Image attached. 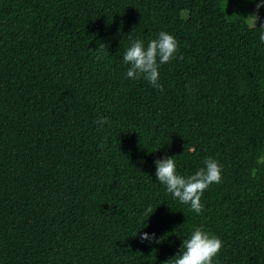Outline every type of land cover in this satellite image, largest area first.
I'll return each instance as SVG.
<instances>
[{
    "label": "trees",
    "instance_id": "obj_1",
    "mask_svg": "<svg viewBox=\"0 0 264 264\" xmlns=\"http://www.w3.org/2000/svg\"><path fill=\"white\" fill-rule=\"evenodd\" d=\"M222 2L0 0V264H164L197 227L212 264H264V6L255 28ZM161 31L163 90L122 59ZM165 156L222 166L199 214L156 179Z\"/></svg>",
    "mask_w": 264,
    "mask_h": 264
},
{
    "label": "clouds",
    "instance_id": "obj_2",
    "mask_svg": "<svg viewBox=\"0 0 264 264\" xmlns=\"http://www.w3.org/2000/svg\"><path fill=\"white\" fill-rule=\"evenodd\" d=\"M264 6V3H257V13L245 18L252 27H256L260 19L258 10ZM261 29L259 39L264 43V23L260 24ZM178 51V42L175 37L166 31H161L158 38L152 39L145 44L137 39L132 41L131 46L123 54V63L128 65L126 78L134 80L144 79L153 87L163 90L159 81V68L161 65L171 62L176 58ZM183 59V55L179 56ZM97 124L103 126L108 124L107 117L98 118ZM156 166V179L166 187L174 199L181 203L190 205L191 210L199 214L203 205L201 197L204 191L212 184L220 183L222 179V166L214 158H206L203 161L204 167L195 171L190 176L177 174L174 157L165 156L163 159L154 161ZM147 213H153L151 208ZM150 216V215H149ZM148 216V217H149ZM141 241L159 243L160 240L155 234L149 235L147 232L140 236ZM222 241L220 238L211 235L202 228H195L190 237L182 240V246L174 258H170L164 264H212L213 258L220 252Z\"/></svg>",
    "mask_w": 264,
    "mask_h": 264
},
{
    "label": "rangeland",
    "instance_id": "obj_3",
    "mask_svg": "<svg viewBox=\"0 0 264 264\" xmlns=\"http://www.w3.org/2000/svg\"><path fill=\"white\" fill-rule=\"evenodd\" d=\"M222 6L230 19L246 20L255 14L254 0H223Z\"/></svg>",
    "mask_w": 264,
    "mask_h": 264
}]
</instances>
